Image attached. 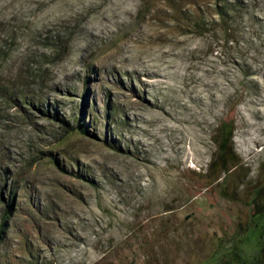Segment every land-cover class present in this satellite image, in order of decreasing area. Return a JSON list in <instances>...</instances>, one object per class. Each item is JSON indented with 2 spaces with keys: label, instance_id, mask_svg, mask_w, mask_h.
<instances>
[{
  "label": "rangeland",
  "instance_id": "rangeland-1",
  "mask_svg": "<svg viewBox=\"0 0 264 264\" xmlns=\"http://www.w3.org/2000/svg\"><path fill=\"white\" fill-rule=\"evenodd\" d=\"M263 179L264 0H0V264L218 263Z\"/></svg>",
  "mask_w": 264,
  "mask_h": 264
},
{
  "label": "trees",
  "instance_id": "trees-1",
  "mask_svg": "<svg viewBox=\"0 0 264 264\" xmlns=\"http://www.w3.org/2000/svg\"><path fill=\"white\" fill-rule=\"evenodd\" d=\"M61 126L66 133H73L76 129L82 134L89 133L87 128L82 127L84 120L85 109L80 112L79 116L74 120L77 121V127L71 125V119L67 120L60 115L57 110L51 115ZM75 116V115H74ZM234 138V123L232 119H226L222 122L219 132L214 141L216 144V153L209 166L208 178L212 183L222 179L220 186V195L226 199H238L237 190L239 186L235 185L234 179L241 178L242 168L241 161L238 157ZM52 155V153H48ZM243 178V176H242ZM231 183V184H230ZM232 189L231 193L229 189ZM15 192L11 190L9 209L3 217L0 224V243L6 234L7 223L11 213L13 197ZM251 198L247 203L250 208V216L246 224L230 237L220 238L215 251L220 254L218 263L214 264H264V179L262 185L250 194ZM205 264H211L206 262Z\"/></svg>",
  "mask_w": 264,
  "mask_h": 264
}]
</instances>
